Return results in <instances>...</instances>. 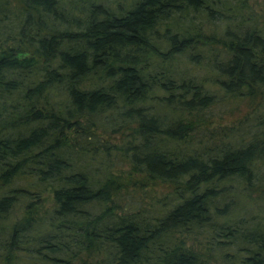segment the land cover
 <instances>
[{
	"label": "trees",
	"instance_id": "16d2710c",
	"mask_svg": "<svg viewBox=\"0 0 264 264\" xmlns=\"http://www.w3.org/2000/svg\"><path fill=\"white\" fill-rule=\"evenodd\" d=\"M252 11L247 0H0V264H207L209 247L173 238L195 231L264 264V224L246 230L215 205L232 183L264 200V25ZM242 101L235 124L195 129ZM136 181L165 184L170 207L151 218L136 200L121 206Z\"/></svg>",
	"mask_w": 264,
	"mask_h": 264
},
{
	"label": "rangeland",
	"instance_id": "374dc122",
	"mask_svg": "<svg viewBox=\"0 0 264 264\" xmlns=\"http://www.w3.org/2000/svg\"><path fill=\"white\" fill-rule=\"evenodd\" d=\"M247 3L251 6V9L253 10L251 13L252 17L258 16V23L259 26L262 27L264 25V0H247ZM255 13V14H254ZM260 17V18H259ZM252 24V22H250ZM204 26V30L208 31H215L220 32L221 28L219 26H210L209 24ZM212 27V28H211ZM209 29V30H208ZM202 41L204 38H200ZM208 42V41H206ZM194 71L198 72L202 76L205 75L207 72L204 68H193ZM249 107L245 104V101L240 102L235 106V108H230V110L227 111H215V113H212V115H208L207 118H196L193 119L195 129L198 130H205V132H211L216 130H221L227 126H230L232 124H235L239 119H241L248 111ZM172 116V115H171ZM170 116V117H171ZM175 116V115H174ZM173 117V116H172ZM189 120V119H188ZM195 133V132H194ZM101 136L104 139H108L114 135L108 136L105 134H101ZM114 139L110 138V141L114 142ZM127 168L126 165L121 167H116L114 169V173H119L120 170H125ZM98 174H101L98 172ZM136 178H140L139 175H135ZM126 177L125 180H129ZM137 179V180H138ZM233 186H231L230 190L226 194V196L220 200L219 202L216 201L215 205L219 207H223L224 203L230 204V218L232 219L231 222L240 223V227L244 229H251L256 228L259 229L264 224V200L259 199L257 194L255 192L251 193V195L247 193H241V190L239 186H237L235 183H232ZM122 200L119 202L121 203V206H123L127 200H136L138 204H140L143 213L147 217H157L162 215V212L167 210V208L170 207L171 201L167 194L169 192V189L167 186L159 181H152V182H146V181H136L135 183H129L126 189L122 190ZM263 200V201H262ZM40 205L37 206L36 209H38V212H42L45 209H48L51 206L52 203V196L49 193L45 194V197L43 198V201L39 202ZM214 205V206H215ZM40 206V207H39ZM228 209V208H227ZM18 211V210H17ZM15 211V212H17ZM22 211L16 213V217H20L22 215ZM216 211V209H215ZM226 211V210H225ZM243 220V222H239V220ZM255 229V230H256ZM181 237L185 238L186 245H191L196 250L204 253V248L209 247V251L202 255V258L207 262V264H241L242 259L246 257L249 254V249H247L246 244H240V246L232 247L229 245H226L224 247L215 248L213 250V247L215 246L214 243H207L209 240L208 236L203 231H195L192 233V237L188 238V236H184V233L180 232H174L173 238L175 240H179ZM170 239L168 240V242ZM236 252L237 255H231V253L234 254ZM226 253V254H224ZM230 255H227V254ZM90 261V259H89ZM91 264V261H90Z\"/></svg>",
	"mask_w": 264,
	"mask_h": 264
}]
</instances>
